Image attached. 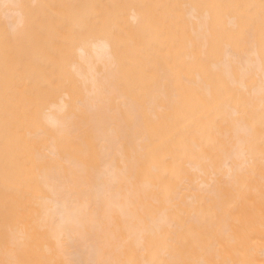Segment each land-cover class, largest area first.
Instances as JSON below:
<instances>
[{
	"label": "bare ground",
	"instance_id": "1",
	"mask_svg": "<svg viewBox=\"0 0 264 264\" xmlns=\"http://www.w3.org/2000/svg\"><path fill=\"white\" fill-rule=\"evenodd\" d=\"M183 1L42 0L45 12L56 11L64 18L63 86L74 98L82 97L77 80L82 74L77 69L81 52L97 55L95 39L111 40L119 50L128 34L136 42L152 44L157 39L154 28L163 22L165 25L172 10L181 11ZM185 1L213 11L251 7L248 0H214L211 5ZM162 13L168 14L163 22ZM48 24L54 29L53 19ZM257 69L262 87V60ZM233 81L242 85L240 80ZM26 82L20 70L11 65L0 67V264H138L140 256L141 264H150L153 262L146 251L155 247L160 252L158 242L162 241L178 251L171 260L169 254L166 256L169 264H264V140L250 145L249 139H239L231 148L233 153H228L227 159L235 161L227 171L232 182L230 196L220 190L221 180L217 186L201 188L206 184L204 179L197 187L189 174L175 169L174 162L167 159H177L181 150L178 141L153 159H145L140 143L131 161L119 148L122 165L116 167L113 162L91 185L87 183L92 156L90 122H76L77 113H84L87 107L82 101L87 99L54 102L41 86L43 79L32 94L34 98L39 95L37 100L47 112L38 122L25 121L20 107L23 98L14 96V90L26 93ZM104 124L99 120L95 136L110 146ZM74 141L80 142L79 164L74 155L77 146L71 144ZM95 148L102 159L104 151L97 145ZM256 158L263 160L262 169L255 167ZM175 185L177 189L170 192ZM167 189L171 197L165 196ZM201 195L207 202L211 196L216 199L213 220H203L200 209L199 215L193 209L187 212ZM159 199L166 206L154 217ZM192 226L194 235L185 240L183 232ZM149 232L155 245H147ZM162 254L158 261L165 260L160 258Z\"/></svg>",
	"mask_w": 264,
	"mask_h": 264
},
{
	"label": "rangeland",
	"instance_id": "2",
	"mask_svg": "<svg viewBox=\"0 0 264 264\" xmlns=\"http://www.w3.org/2000/svg\"><path fill=\"white\" fill-rule=\"evenodd\" d=\"M199 1L207 5L214 2ZM248 1L251 7L247 10L213 11L184 0L181 11L159 15L162 22L168 17L165 25L163 22L154 28L157 39L152 44L136 42L128 34L118 50L111 40L95 39L97 55L81 52L77 63L83 95L74 98L63 86L61 75V42L65 37L61 14L45 12L42 0H0V67L11 65L27 79L26 93L14 90V96L23 98L20 107L25 121L38 122L47 112L37 100L39 95L34 98L32 94L43 79L41 86L54 102L87 99L82 101L87 106L84 113L76 115V122L89 121L91 128L87 183L95 184L100 171L108 170L113 162L116 167L122 165L117 153L121 147L128 161L136 157L139 143L145 159H153L178 141L181 150L177 159H167L174 162L175 169L189 174L197 187L204 179L206 184L201 188L217 186L221 180L220 190L230 196L232 182L227 171L235 161L227 159L228 153H233L231 148L239 139H249L250 145H260L264 140V86L259 85L262 78L257 69L258 61L264 62V0ZM51 19L54 29L48 24ZM250 63L251 70L244 76ZM235 79L242 85L234 84ZM99 120L106 123L103 126L111 138L110 146L95 136ZM71 144L77 146L74 155L79 164L80 142ZM96 145L104 151L102 159L96 155ZM255 165L262 169L263 160L256 158ZM172 187L170 192L177 189ZM168 192L163 194L171 197ZM202 196L187 212L193 209L198 215L201 212L203 220H213L216 199L211 196L207 202ZM162 201L156 202L152 216L166 206ZM194 232V226L186 229L183 238L189 240ZM147 237V245H155L151 232ZM158 246V253L155 247L146 251L153 262L150 264H169L168 257L178 256L165 241ZM258 248L257 253L261 252ZM159 254L165 260L158 261ZM248 259L252 260L251 256Z\"/></svg>",
	"mask_w": 264,
	"mask_h": 264
}]
</instances>
